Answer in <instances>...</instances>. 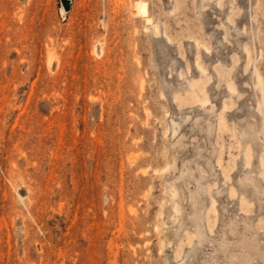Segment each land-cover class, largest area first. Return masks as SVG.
<instances>
[{
    "label": "rangeland",
    "instance_id": "obj_1",
    "mask_svg": "<svg viewBox=\"0 0 264 264\" xmlns=\"http://www.w3.org/2000/svg\"><path fill=\"white\" fill-rule=\"evenodd\" d=\"M0 264H264V0H0Z\"/></svg>",
    "mask_w": 264,
    "mask_h": 264
},
{
    "label": "water",
    "instance_id": "obj_2",
    "mask_svg": "<svg viewBox=\"0 0 264 264\" xmlns=\"http://www.w3.org/2000/svg\"><path fill=\"white\" fill-rule=\"evenodd\" d=\"M62 5L64 9H68L69 7V0H62Z\"/></svg>",
    "mask_w": 264,
    "mask_h": 264
},
{
    "label": "bare ground",
    "instance_id": "obj_3",
    "mask_svg": "<svg viewBox=\"0 0 264 264\" xmlns=\"http://www.w3.org/2000/svg\"><path fill=\"white\" fill-rule=\"evenodd\" d=\"M64 11V10H63Z\"/></svg>",
    "mask_w": 264,
    "mask_h": 264
}]
</instances>
